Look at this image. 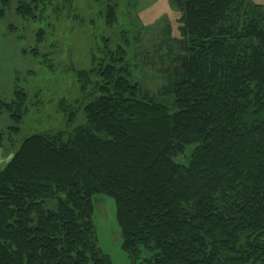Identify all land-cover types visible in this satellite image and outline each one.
<instances>
[{"label":"trees","instance_id":"16d2710c","mask_svg":"<svg viewBox=\"0 0 264 264\" xmlns=\"http://www.w3.org/2000/svg\"><path fill=\"white\" fill-rule=\"evenodd\" d=\"M53 1L22 0L16 13L33 19ZM174 3L184 37L160 95L133 81L128 37L113 50L106 40L107 65L77 71L86 123L0 158V264H113L93 225L97 195L115 203L131 264H264V6ZM15 97L0 107L20 125L26 95ZM59 110L75 122L73 105Z\"/></svg>","mask_w":264,"mask_h":264},{"label":"rangeland","instance_id":"374dc122","mask_svg":"<svg viewBox=\"0 0 264 264\" xmlns=\"http://www.w3.org/2000/svg\"><path fill=\"white\" fill-rule=\"evenodd\" d=\"M20 1L10 0L5 18L0 19V103H16V90L26 95L20 125L0 107L2 160L27 137L69 132L86 123L77 71L90 72L102 63L107 65L106 40L113 50L122 44L121 37H128L126 58L133 81L154 95L162 93L166 74L175 68L169 67L170 45L184 37L176 0H55L39 6L33 19L17 15ZM252 1L264 6V0ZM108 6L116 11V22L110 28L105 22ZM99 79L93 75V81ZM63 99L77 110L71 125L59 110ZM14 128L19 131L12 132ZM94 205L93 225L100 250L113 264H131L121 249L114 201L97 195ZM56 206V200L45 203L47 210H56Z\"/></svg>","mask_w":264,"mask_h":264}]
</instances>
